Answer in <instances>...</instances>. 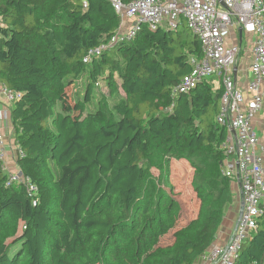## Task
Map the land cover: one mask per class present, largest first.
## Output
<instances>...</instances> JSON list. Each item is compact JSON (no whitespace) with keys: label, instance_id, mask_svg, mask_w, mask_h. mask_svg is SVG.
Listing matches in <instances>:
<instances>
[{"label":"trees","instance_id":"16d2710c","mask_svg":"<svg viewBox=\"0 0 264 264\" xmlns=\"http://www.w3.org/2000/svg\"><path fill=\"white\" fill-rule=\"evenodd\" d=\"M0 19V84L22 94L11 110L17 165L46 197L8 186L0 161V264H126L122 249L143 241L154 208H171L153 170L170 185L173 161L194 169L197 217L138 264H199L234 196L222 172L227 130L216 120L223 89L211 78L174 94L189 58H202L198 38L185 23L143 26L86 64L120 27L110 1L0 0ZM100 82L124 97L87 110ZM257 226L235 264H264V215Z\"/></svg>","mask_w":264,"mask_h":264},{"label":"built area","instance_id":"2783aa9c","mask_svg":"<svg viewBox=\"0 0 264 264\" xmlns=\"http://www.w3.org/2000/svg\"><path fill=\"white\" fill-rule=\"evenodd\" d=\"M108 1L120 17V27L108 43L88 53L83 60L86 64L118 42L134 40L143 26L151 30H177L185 23L201 43L202 58H189L192 72L174 89V94L189 93L211 78H216L223 89L216 119L227 130L222 145L225 155L222 172L238 186L243 212L231 241L224 247H213L201 258V264H235L242 245L258 230L257 218L264 215V0H136L129 4ZM125 25L129 29L123 33ZM240 28H243L241 46ZM247 38L253 40L249 80H245L247 70L242 62L247 53L243 48ZM21 97V93L0 84V161L6 173L5 138H10V146L14 131L7 134L5 121ZM20 154L16 148V163ZM7 175L8 186L23 185L30 195L38 191L21 170Z\"/></svg>","mask_w":264,"mask_h":264},{"label":"rangeland","instance_id":"374dc122","mask_svg":"<svg viewBox=\"0 0 264 264\" xmlns=\"http://www.w3.org/2000/svg\"><path fill=\"white\" fill-rule=\"evenodd\" d=\"M128 29V26L125 25L122 30L123 33H126ZM243 46L244 52L247 53L244 55L242 62L245 63L248 68H250L252 64L250 57H252L253 40L247 38L246 41L244 40ZM85 87V80L77 82V93L79 96H83ZM219 87V81L214 78L213 88L216 90ZM67 93L72 95L71 91H68ZM109 94V89L106 83L100 82V85L95 88L91 102L86 107L87 110H95L97 107V102L102 96L108 97L110 99V103L112 104L117 102L120 97H124V93L121 90L117 93V95L111 96ZM66 97L67 102L70 103V105L69 103L67 104L68 109L75 108L73 101L71 102L70 100L71 97H68V95ZM10 133H13L12 129ZM9 139V137H6L5 141L9 142ZM14 139L15 138L13 136L12 141H14ZM17 166L18 165L15 163L10 168V170L7 171V173L10 175L16 174L18 172ZM170 170V185H166L161 180L160 171L153 170V174L157 179L159 187L165 190L166 193L171 197V208L165 212L161 211L158 206L154 208V217L148 222L145 230L142 232L143 241L136 245L124 247L122 249L121 256H119V258H121L126 264H138L146 255V253L154 250L157 247L171 244L174 239V233L197 217L200 202L192 186L194 178L193 167L184 161H173ZM232 192L234 200L233 203L226 208L222 227L227 220H232V225L234 227L239 218L240 193L239 188L235 183H232ZM35 195L40 201L46 198L44 194L38 191L35 193Z\"/></svg>","mask_w":264,"mask_h":264},{"label":"crops","instance_id":"0c3cea01","mask_svg":"<svg viewBox=\"0 0 264 264\" xmlns=\"http://www.w3.org/2000/svg\"><path fill=\"white\" fill-rule=\"evenodd\" d=\"M244 66H245V69L248 71V72L246 71V73H244L245 80H247V79L249 80V78H251L252 75L249 72V68L245 65V63H244ZM257 120H258V122L263 123V119L260 120V118L257 117ZM5 125L8 127V129H7V134H8L11 132V129H13L12 120H11L10 115H8V119L5 121ZM260 129H261V126H260ZM7 143H8V147H7V158L5 160V165L7 166V170H10V168L16 163L15 162L16 161V147L13 146V144H12L13 142H10V146H9V142H7ZM19 170L20 169L18 168V171ZM234 227L232 225V220H227L226 223L224 224V226L219 231L217 239L214 243V247L226 246L232 237ZM201 263H202V260H200L199 264H201Z\"/></svg>","mask_w":264,"mask_h":264},{"label":"water","instance_id":"95a60500","mask_svg":"<svg viewBox=\"0 0 264 264\" xmlns=\"http://www.w3.org/2000/svg\"><path fill=\"white\" fill-rule=\"evenodd\" d=\"M239 37H240L239 42H240V46H241L242 42H243V28H240V30H239ZM236 74H237V68H235V71H234L235 76H236ZM233 134H235L234 131H233ZM238 185H239V187H241L240 181L238 182ZM240 198H242V194H240ZM242 212H243V202L241 201L239 203V218L237 220V223L235 224V227H234V230L232 233V237H234L236 234V231H237L239 223H240V218H241ZM232 237H231V239H232ZM231 239H230V241H231Z\"/></svg>","mask_w":264,"mask_h":264}]
</instances>
